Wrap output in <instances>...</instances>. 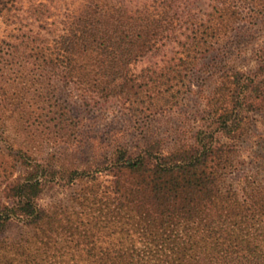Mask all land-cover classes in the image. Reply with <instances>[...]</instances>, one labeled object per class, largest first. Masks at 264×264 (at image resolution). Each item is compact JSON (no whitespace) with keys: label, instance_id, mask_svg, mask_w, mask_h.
I'll return each mask as SVG.
<instances>
[{"label":"trees","instance_id":"16d2710c","mask_svg":"<svg viewBox=\"0 0 264 264\" xmlns=\"http://www.w3.org/2000/svg\"><path fill=\"white\" fill-rule=\"evenodd\" d=\"M63 1L62 11L31 1L21 16V0H0V17L13 25L0 38V140L13 121L25 142L51 145L55 163L73 158L69 169L51 170L30 144L0 145V234L12 222L50 226L38 204L44 188L105 171L113 178L103 197L108 240L126 231L121 222L141 240L135 250L128 235L119 237L108 264H264V176L245 175L238 188L227 183L242 150L264 144L253 124L264 112V43L252 49L253 69L222 64L240 25H264V0H205L199 14L187 15L181 0ZM167 40L169 53L133 71ZM69 90L74 106L117 104L132 140L96 142L63 98ZM94 144L106 156L82 166L76 155ZM77 213L61 227L66 243L95 244L96 221L89 228ZM126 244L130 250H121Z\"/></svg>","mask_w":264,"mask_h":264},{"label":"rangeland","instance_id":"374dc122","mask_svg":"<svg viewBox=\"0 0 264 264\" xmlns=\"http://www.w3.org/2000/svg\"><path fill=\"white\" fill-rule=\"evenodd\" d=\"M31 1L47 3L52 1L57 6H60L61 11L65 4L63 0H21L17 9L21 16L24 15V10ZM76 5L75 3L72 7L75 8ZM179 6L184 15H187V13L199 14L205 8V0H181ZM35 26V24L30 25L34 29ZM12 30L13 25H8L0 17V38L13 33ZM232 40L233 45H231L230 52L222 64L243 72L253 69L254 62L251 59V52L252 49L264 43V25H240L234 32ZM171 48L172 45L167 40L165 46H161L134 64L132 66L133 71L137 73L142 67L159 62L164 54L170 52ZM196 89V85L194 84L192 90L195 91ZM70 92H62V96L67 103L70 102L71 104V102L77 100V95L75 92ZM72 97L73 99H71ZM187 101L189 109H193L194 105L198 103L196 95L193 94L189 95ZM198 105L202 107L200 103ZM69 107L74 115H78L82 119V124L86 131L90 132L94 130L96 142L105 144L112 140H132L131 134H125L130 129H127L128 122L126 117L123 116L122 109L117 104L106 103L95 106L94 104L85 105V103L80 102V106L71 104ZM176 118L178 117H173L172 120L177 122ZM254 118V132L257 133V136H260L259 141H262L264 140V112L256 115ZM178 120L185 122L182 117L178 118ZM164 122L161 121L160 124H164ZM191 126L196 128L197 124L192 123ZM17 129V123L8 121L5 127V134L1 136L0 145H4L5 141L13 144H30L33 157H36V160H39L38 162L42 165L50 164L51 170L57 171L69 169L68 166L70 163L72 164L73 159L70 153H68L67 157H60V160L55 163V160L52 159L53 156H51L54 154V148H51V145L37 139L36 141H30V143H28L29 140L25 142V138L19 135ZM257 136H252L250 140H256ZM162 137L165 136L163 135ZM255 152L261 154L264 159V144L257 145V148L251 151L247 148L242 150V154L239 157V161H241L240 166L236 172L227 177L228 184H232L235 188H238L241 186L245 175L252 176L258 172L260 177L264 176V166H261L264 160L254 159ZM103 153L104 151L99 150L97 145L94 144L92 153L77 154L75 160L83 164L82 166H87L84 165L85 162L93 164L94 160H100V157L104 158L106 154L104 155ZM40 158L47 161L41 162ZM17 174L18 171H14L13 177L17 176ZM112 179V176L107 174V172L101 171L89 175L88 178L83 177L69 182L65 179V181L47 185L40 195L38 204L50 214L53 221L52 224L49 226L47 222L41 229L16 222L7 224L0 234V264H108V261L104 260L105 254L117 249V239L119 237H126L127 235L132 239V249L138 250L141 246L140 231L132 228V225L121 222L125 224L126 231L115 232L113 237H116V239L111 240H108L107 233L103 229L109 224L108 221L103 219L106 212L103 197L105 196L104 192L108 191L111 187ZM93 191L97 192L96 200L89 195ZM82 210L84 213L81 218L87 223V227H92L93 223H90V221H96L98 230L96 234L99 238L93 245H90L87 239H84L80 246L77 243L75 244V239L72 244L66 243V237H64L61 231V227L67 228L70 226L66 222L68 218L76 216L77 212H81ZM67 238L69 239V237ZM128 245L126 244V246H122L123 248L120 249L123 251L130 250V245ZM98 258L102 259L98 260Z\"/></svg>","mask_w":264,"mask_h":264}]
</instances>
